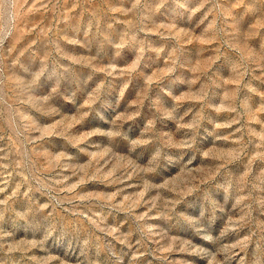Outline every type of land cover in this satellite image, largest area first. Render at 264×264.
<instances>
[{"label": "rangeland", "instance_id": "rangeland-1", "mask_svg": "<svg viewBox=\"0 0 264 264\" xmlns=\"http://www.w3.org/2000/svg\"><path fill=\"white\" fill-rule=\"evenodd\" d=\"M0 264H264V0H0Z\"/></svg>", "mask_w": 264, "mask_h": 264}]
</instances>
